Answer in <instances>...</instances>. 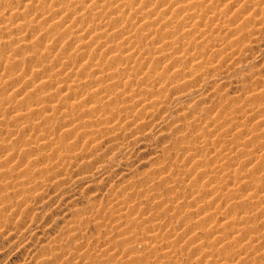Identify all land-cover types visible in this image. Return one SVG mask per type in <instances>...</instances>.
Listing matches in <instances>:
<instances>
[{
  "label": "rangeland",
  "instance_id": "rangeland-1",
  "mask_svg": "<svg viewBox=\"0 0 264 264\" xmlns=\"http://www.w3.org/2000/svg\"><path fill=\"white\" fill-rule=\"evenodd\" d=\"M0 264H264V0H0Z\"/></svg>",
  "mask_w": 264,
  "mask_h": 264
},
{
  "label": "bare ground",
  "instance_id": "bare-ground-1",
  "mask_svg": "<svg viewBox=\"0 0 264 264\" xmlns=\"http://www.w3.org/2000/svg\"><path fill=\"white\" fill-rule=\"evenodd\" d=\"M202 32H203V31H202ZM204 32H205V31H204ZM122 44H123V43H122ZM131 47H132V46H131ZM122 48H123V49H124V48H130V46H129L128 44H127V45L125 44V45L122 46Z\"/></svg>",
  "mask_w": 264,
  "mask_h": 264
}]
</instances>
